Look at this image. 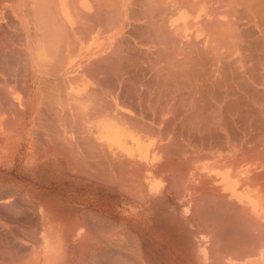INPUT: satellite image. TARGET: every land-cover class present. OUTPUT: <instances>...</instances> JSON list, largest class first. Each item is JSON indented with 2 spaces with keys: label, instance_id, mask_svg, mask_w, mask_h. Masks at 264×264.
Instances as JSON below:
<instances>
[{
  "label": "crops",
  "instance_id": "1",
  "mask_svg": "<svg viewBox=\"0 0 264 264\" xmlns=\"http://www.w3.org/2000/svg\"><path fill=\"white\" fill-rule=\"evenodd\" d=\"M42 1L0 0V20L4 28L11 24L17 29L14 50L22 58L1 62L4 112H11L7 102L15 100L18 112L24 113L18 129L4 126V159L21 166L26 180L33 182L18 193L31 207L40 233V264H236L229 230L223 226L229 213L220 214L217 201L212 203L214 173L188 172L186 163L156 155L143 159L136 153L128 159L120 137L106 139L108 124L140 139L138 130L108 115L122 112L123 105L108 102L138 99L126 96L124 86L148 83L139 81L133 70L147 67L144 62L153 53L154 31L140 28V22L155 19V0H74L75 5L73 0H49L58 8ZM166 2L164 18L172 20L181 12L188 19L187 7L170 17V0ZM39 16H46L44 23ZM12 69L19 70L17 76ZM124 157L147 165L140 175L132 174L127 188ZM256 257L245 256L244 264H256Z\"/></svg>",
  "mask_w": 264,
  "mask_h": 264
},
{
  "label": "rangeland",
  "instance_id": "2",
  "mask_svg": "<svg viewBox=\"0 0 264 264\" xmlns=\"http://www.w3.org/2000/svg\"><path fill=\"white\" fill-rule=\"evenodd\" d=\"M161 1L163 0H155L156 11L154 16L156 21L153 20L151 22L149 20L148 22H140V28H152L154 30L155 35L153 41L155 42H153V53L149 52L148 63L146 61L144 62L145 65L147 64V67L133 70V73H138L139 81L144 80L148 81V83L124 86V88L127 89V92L125 93L126 96L138 97V99L126 100L123 102H108V104H112L113 106L116 104L119 105V103L123 105L122 112H108V115L111 114L113 117L115 116L119 122L128 128L138 130V135L140 137L138 140H143L142 142L147 148V154L151 156L156 155V157L159 158H165L166 162L186 163L188 172L196 171L197 173L210 174L212 173L211 165L213 161L208 160L207 157L213 155V151L221 146L224 138H228L231 142L230 144L237 145L239 142V136L243 134L246 140L243 145H246L248 143L247 140L251 141L252 138H254V135L256 136V133L261 130V126L264 127V107L261 106V103L264 101V92H262L264 91V41L257 28L254 26L251 17L246 13L245 8L238 3L236 4L235 0H229L232 3H229L226 0H170V17H173L174 13L179 12L181 8L184 7H187L190 12L187 14L189 20L187 19L181 23L177 22L174 25L171 24V20L164 19V16H168V14H164V7L163 4H161L163 2ZM195 1L197 2L195 3ZM205 1L207 2L205 3ZM223 1L226 3L223 4ZM212 3H214V5ZM220 3L222 4L219 7ZM231 7L233 8L231 9ZM190 8L192 10H189ZM239 8L241 10L238 12ZM159 9L160 11H157ZM210 9L213 10L208 14L207 12H210ZM226 9L229 11V16L228 14H225ZM232 10L234 11L233 13L231 12ZM233 14L234 16H232ZM226 15L229 19H227ZM159 19L161 22L158 21ZM219 21L222 22V24ZM189 23L192 24V27L188 26L187 28L186 26ZM215 23L216 26H214ZM217 23H220L222 26ZM163 25H166V29H168H165L166 32L164 31ZM203 25L206 26L204 27ZM8 26L4 28L2 21L0 20V264H40V260H38L41 255L40 249L42 248L40 233L34 227L35 223L32 218L33 214L31 207L26 202L25 197H20V193H18L19 190L22 191L29 188V184H32L33 182L26 180V173H23V170H20L21 166L6 164V159H4V126L7 124L8 128V126L11 125L12 130H15L18 129L19 125L22 124V120H24V113L18 112V102L15 100L7 102V106L10 108L11 112H4V101L2 100L3 69L1 68V62L4 60L19 62L22 60L20 53L14 50L17 48V29L11 26V24ZM217 26L218 28H215ZM231 26H233V28ZM212 27L215 29H212ZM228 27L230 28L228 29ZM219 28V33L223 32L225 29V33H222L223 37H225V42H219L221 45H219L218 48H215L218 43H211L212 39L209 35L213 34V32H218ZM221 28L224 29L221 31ZM203 29H206V31ZM226 30L228 32L230 31V33L226 34ZM167 31L170 32L168 33ZM160 32L163 37L164 35L166 37L163 38ZM225 35L229 37L228 40ZM170 36H173L174 39L172 40L173 37L170 38ZM233 36H236L235 38L237 40H235ZM176 37L177 39H175ZM197 37L199 38L197 39ZM167 38H169V40ZM230 38H234L233 41H231L232 39L230 40ZM207 39H209V41ZM197 40L201 41L198 42ZM183 42L184 48L187 44L190 46L186 47V49L181 48L183 47ZM190 42L197 44L194 45ZM230 43L233 46L229 45ZM213 44H215V47ZM227 45L229 47H227ZM207 46H210V48ZM190 47L193 48L190 49ZM174 48L176 51H174ZM187 48H189V51ZM212 48L216 49V52H214V49ZM232 48L233 50H230ZM217 49H219L220 52L217 51ZM261 49L263 51H261ZM3 50L10 52L3 53ZM181 50L183 51L181 52ZM190 50H192L191 56L189 54ZM195 50L201 53H199L200 56H197L198 53ZM228 50L231 51L230 54L228 53ZM234 50L235 52L238 51L235 53ZM171 51H174L175 54ZM192 53H194V56ZM222 54L223 60L221 56ZM226 54L230 56H227ZM186 57L189 60H186ZM195 57L199 59H196ZM190 58H193V60L190 61ZM181 59L183 62H180ZM188 61L190 64L189 69L187 70L189 71V76L187 77L189 80L192 77L195 78L188 81L190 83L197 82V86L194 89L191 88L188 83L187 86L186 84L183 85L181 83V81L184 83V81L187 80L184 78L185 76L182 75L181 63H186L188 66ZM191 62H193L192 66ZM194 63L195 69L197 70L193 68ZM178 64L180 65L178 66ZM200 65L201 67H199ZM191 70L196 72L193 73ZM11 71L15 72V76H17L19 72L18 69H12ZM197 71H199L198 73L200 76H198L199 74ZM196 77H199V79ZM22 113L23 117H21ZM194 115L198 116L194 117ZM198 117L199 119H197ZM226 118L229 120L227 121ZM122 130L127 132L125 129ZM129 135L130 137L135 138V136H132L130 133ZM224 135L226 137H224ZM13 136L14 135L12 134V139ZM143 158L146 159L147 155ZM185 158L187 160L189 159V161L185 160ZM137 164L138 163L135 161L133 162L124 157V188L129 187L132 174L138 172L140 175L145 171L144 169L147 168V165L143 163H140L139 165ZM126 235V230L124 229V236ZM238 253L240 254V252ZM238 253L235 254L236 264H244V261L248 258H244L245 255H243V253L240 254V256Z\"/></svg>",
  "mask_w": 264,
  "mask_h": 264
},
{
  "label": "bare ground",
  "instance_id": "3",
  "mask_svg": "<svg viewBox=\"0 0 264 264\" xmlns=\"http://www.w3.org/2000/svg\"><path fill=\"white\" fill-rule=\"evenodd\" d=\"M4 1V0H3ZM40 1V0H39ZM42 1V0H41ZM46 1V0H45ZM49 1V0H48ZM47 1V2H48ZM51 1V0H50ZM49 1V2H50ZM74 1V0H73ZM76 1V0H75ZM75 1H74V4L73 5H75ZM99 1V0H98ZM107 1V0H106ZM112 1V0H111ZM118 1V0H117ZM126 1V0H125ZM143 1V0H142ZM146 1V0H145ZM186 1V0H185ZM210 1V0H209ZM215 1V0H214ZM213 1V2H214ZM226 1H228L229 3H232V2H230L229 0H226ZM236 2V4L238 3L239 5H242L244 8H245V11H246V13H248L249 14V16L251 17V20L253 21V24H254V26L257 28V30H258V32L260 33V35H261V37H262V39H263V41H264V0H235ZM29 2H31V1H29ZM48 2V4L50 5V4H52L51 2L49 3ZM55 2V1H54ZM54 2H53V4L51 5V6H56L55 8H58L57 7V4H55L54 5ZM64 2V1H63ZM90 2V1H89ZM96 2H97V0H96ZM110 2V1H109ZM114 2V1H113ZM124 1H122V3H123ZM149 2H150V0H149ZM152 2V1H151ZM150 2V3H151ZM161 2H163V1H161ZM166 2V1H165ZM174 2V1H173ZM202 2V1H201ZM204 2V1H203ZM207 1H205V3H206ZM218 2V1H217ZM227 2V3H228ZM42 3H43V1H42ZM61 4H62V2H60ZM65 3V2H64ZM72 3V2H71ZM91 3V2H90ZM95 3V2H94ZM102 3H103V1H102ZM106 2H104V4H105ZM115 3H116V0H115ZM127 3H129V2H127ZM133 3H135L134 1H133ZM167 3V2H166ZM175 3V2H174ZM226 3V2H225ZM224 3V1H223V4H225ZM24 4H25V2H24ZM28 4V3H27ZM37 4V3H36ZM96 4H98V3H96ZM95 4V5H96ZM117 4V3H116ZM132 4V3H131ZM147 4H149L148 2H147ZM162 4V3H161ZM184 4V3H183ZM195 4V3H194ZM213 5H214V3H212ZM222 3H220L219 4V7H220V5H221ZM46 5V2L44 3V6ZM63 6H65V4H62ZM68 5V4H67ZM70 5V4H69ZM93 5V4H92ZM115 5V4H114ZM113 5V6H114ZM123 5V4H122ZM145 5V4H144ZM151 5V4H150ZM160 5V4H159ZM186 5H187V3H186ZM207 5V4H206ZM12 6V5H11ZM30 6V5H29ZM35 6V5H34ZM102 6V5H101ZM108 6V5H107ZM112 6V5H111ZM111 6H108V7H111ZM149 6V5H148ZM154 6V5H153ZM158 6V5H157ZM161 6V5H160ZM164 6V5H163ZM184 6V5H183ZM189 6H192V5H189ZM25 7H26V5H25ZM33 7V6H32ZM41 7H43L42 6V4H41V6H40V8ZM50 7V6H49ZM68 7V6H67ZM95 7V6H94ZM115 7V6H114ZM114 7H113V10H115L114 9ZM118 7H119V5H118ZM123 7H124V5H123ZM151 7V6H150ZM149 7V8H150ZM224 7V6H223ZM11 8V7H10ZM18 8V7H17ZM44 8V7H43ZM43 8H41L42 10H43ZM46 8V7H45ZM51 8V7H50ZM93 8V7H92ZM157 8V7H156ZM168 8H169V6H168ZM180 8V7H179ZM185 8V7H184ZM194 8V7H193ZM206 8V7H205ZM209 8H210V6H209ZM208 8V9H209ZM222 8V7H221ZM233 7H231V9H232ZM39 9V8H38ZM37 9V10H38ZM49 9V8H48ZM66 9V8H65ZM64 9V10H65ZM98 9V8H97ZM101 9V8H100ZM104 9H106V8H104ZM109 9V8H108ZM111 9V8H110ZM109 9V10H110ZM129 9V8H128ZM163 9V8H162ZM229 9V8H228ZM237 9V8H236ZM40 10V9H39ZM50 10V9H49ZM59 10V9H58ZM58 10H55L54 9V11H58ZM122 10V9H121ZM124 10H126V8L124 9ZM146 10V9H145ZM189 10H192L191 8L189 9ZM211 10H213V9H210V12H207L208 14L209 13H211L212 11ZM241 9L239 8L238 9V12L240 11ZM12 11H14V10H12ZM26 11V10H25ZM33 11V10H32ZM46 11V10H45ZM54 11H51L53 14L52 15H54ZM60 11V10H59ZM79 11V10H78ZM103 10H101V12H102ZM104 11H106V10H104ZM130 11V10H129ZM131 11H132V9H131ZM150 11V10H149ZM148 11V12H149ZM153 11H154V9H153ZM152 11V12H153ZM155 11H156V9H155ZM157 11H160V9L159 10H157ZM162 11V10H161ZM167 11H168V9H167ZM209 11V10H208ZM66 12H67V10H66ZM70 12H72V11H70ZM80 12V11H79ZM94 12V11H93ZM96 12H99V11H96ZM110 12V11H109ZM116 12H117V9H116ZM121 12V11H120ZM166 12V11H165ZM173 12V11H172ZM201 12V11H200ZM229 11H227V9H226V13L225 14H228V16H229V13H228ZM232 13L234 12L233 10L231 11ZM33 13H35V10L33 11ZM41 13V12H40ZM48 13H49V11H48ZM48 13H47V15H48ZM56 14L58 13V12H55ZM84 13V12H83ZM118 13V12H117ZM134 12L132 11V14H133ZM167 13H170V12H167ZM232 13H230V14H232ZM236 13V12H235ZM234 13V14H235ZM241 13V12H240ZM17 14V13H16ZM43 14V13H42ZM51 14V13H50ZM73 14H74V12H73ZM78 14H80V13H78ZM77 14V15H78ZM135 14V13H134ZM157 14V13H156ZM161 14V13H160ZM175 14V13H174ZM214 14V13H213ZM222 14V13H221ZM234 14L232 15V16H234ZM242 14V13H241ZM240 14V15H241ZM243 14H244V12H243ZM20 15V14H19ZM25 15V14H24ZM38 15H39V13H38ZM38 15L36 16V19H38ZM71 15V14H70ZM111 14L109 13V16H110ZM116 15V14H115ZM122 15V14H121ZM164 15V14H163ZM193 15V14H192ZM207 15V14H206ZM205 15V16H206ZM211 15V14H210ZM22 16V15H21ZM89 16V15H88ZM96 16V15H95ZM106 16V15H105ZM113 16V15H112ZM117 16V15H116ZM128 16V15H127ZM198 16V15H197ZM215 16V15H214ZM227 16V15H226ZM225 16V17H226ZM228 16H227V19H229L228 18ZM242 16V15H241ZM7 17V16H6ZM18 17H20V16H18ZM40 17V16H39ZM48 18L50 17L49 15L47 16ZM52 17V16H51ZM115 17V16H114ZM113 17V18H114ZM118 17V16H117ZM117 17H116V19L115 20H117ZM184 17L185 16H183L182 15V13L180 12V13H178V15L174 18V19H172L171 20V24L172 25H174L175 23H177V22H179L180 21V23L181 22H183V21H185V19H184ZM189 17V16H188ZM201 17V16H200ZM213 17V16H212ZM247 17V16H246ZM250 17H249V19H250ZM41 18V17H40ZM45 18H46V16H45ZM45 18H43L44 20H45ZM83 18H85L84 17V15H83ZM96 18H97V16H96ZM162 18V17H161ZM160 18V19H161ZM214 18V17H213ZM216 18V17H215ZM245 18V17H244ZM248 18V17H247ZM19 19V18H18ZM25 19V18H24ZM35 19V20H36ZM42 19V18H41ZM43 19H42V21H43ZM111 19V18H110ZM130 19V18H129ZM160 19L158 20V21H160ZM164 19H167V17H165ZM55 20V19H54ZM62 20V19H61ZM94 20V19H93ZM153 20H155V19H153ZM162 20H163V18H162ZM189 20V19H188ZM202 20V19H201ZM211 20V19H210ZM238 20V19H237ZM244 20V19H243ZM34 21V20H33ZM41 21V20H40ZM39 21V22H40ZM46 21H48V20H46ZM45 21V22H46ZM49 21H52V20H50V18H49ZM63 21V20H62ZM84 21V20H83ZM111 21V20H110ZM156 21V20H155ZM228 21V20H227ZM230 21V20H229ZM232 21V20H231ZM236 21V20H235ZM234 21V22H235ZM23 22H24V20H23ZM53 22H55V21H52V23ZM152 22V21H151ZM150 22V23H151ZM161 22V21H160ZM159 22V23H160ZM191 22V21H190ZM210 22V21H209ZM220 22V21H219ZM246 22H247V19H246ZM27 23V22H26ZM33 23H35V22H33ZM42 23V22H41ZM43 23H44V21H43ZM47 24H48V22H46ZM60 23V22H59ZM73 23V22H72ZM112 23H113V25H114V22L112 21ZM117 23V22H116ZM200 23V22H199ZM211 23V22H210ZM221 24H222V22H220ZM220 23H217V24H219V25H221ZM224 23V22H223ZM226 23V22H225ZM232 23V22H231ZM237 23V22H236ZM37 24V23H36ZM39 24V23H38ZM38 24H37V26H38ZM50 24V23H49ZM56 24H58V22H56ZM61 24H62V22H61ZM125 24V23H124ZM203 24V23H202ZM239 24V23H238ZM246 24V23H245ZM34 25V24H33ZM41 25V24H40ZM39 25V26H40ZM45 25V24H44ZM51 25V24H50ZM49 25V26H50ZM53 25V24H52ZM58 25H60V24H58ZM155 25V24H154ZM159 25V24H158ZM157 25V26H158ZM167 25V24H166ZM166 25H163L164 26V31H165V29H166ZM214 25V24H213ZM231 25V24H230ZM41 26H43V25H41ZM48 25H46L45 27H47ZM88 26V25H87ZM116 26V25H115ZM188 26L189 27H192V24L191 23H189V24H187V28H188ZM204 26V25H203ZM206 26V25H205ZM204 26V27H205ZM208 26V25H207ZM214 26H216V23H215V25ZM222 26V25H221ZM220 26V27H221ZM227 26V25H226ZM234 26V25H233ZM233 26H231L232 28H233ZM236 26V25H235ZM251 26V25H250ZM20 27H21V25H20ZM56 27V26H55ZM78 27V26H77ZM109 27V26H108ZM107 27V28H108ZM155 27V26H154ZM162 27V26H161ZM44 28V27H43ZM51 28V27H50ZM85 27H83V29H84ZM110 28V27H109ZM158 28H160V27H158ZM157 28V29H158ZM203 28V27H202ZM207 28V27H206ZM215 28H218V26L217 27H215ZM214 27H212V29H215ZM230 27H228V29H229ZM47 29V28H46ZM106 29V28H105ZM112 29V28H111ZM152 29V28H151ZM163 29V28H162ZM211 29V28H210ZM222 29H224V28H221V31H222ZM10 30V29H9ZM48 30V29H47ZM51 30H53L52 28H51ZM78 30V29H77ZM85 30V29H84ZM110 30V29H109ZM166 30H168V29H166ZM204 30V29H203ZM217 30V29H216ZM216 30H214V31H216ZM219 30H220V28L218 29V32H213V34H210L209 36H210V38L212 39L211 40V43H218V45H217V47H215V44H213V46L215 47V48H218L219 47V45H221V43L219 44V42H222V41H224L225 40V37H223V34L225 33L224 31H225V29L223 30V32H221V33H219ZM61 30H59L58 32H60ZM66 31V30H65ZM79 31V30H78ZM101 31H103V29L101 30ZM154 31V30H153ZM157 31H159V30H157ZM204 31H206V29L204 30ZM207 31H209V30H207ZM57 32V31H56ZM84 32V31H83ZM82 32V33H83ZM90 32V31H89ZM166 32V31H165ZM164 32V33H165ZM168 32V31H167ZM170 32V31H169ZM168 32V33H169ZM235 32V31H234ZM55 33V32H54ZM61 33H62V31H61ZM81 33V32H80ZM81 33V34H82ZM157 33H159V32H157ZM156 33V34H157ZM163 33V34H164ZM192 33V32H191ZM190 33V34H191ZM205 33V32H204ZM223 33V34H222ZM228 33H230V31L228 32L227 30H226V34H228ZM55 34H57V33H55ZM60 34V33H59ZM160 34H161V32H160ZM189 34V33H188ZM51 35V34H50ZM53 35V34H52ZM64 35V34H63ZM116 35V34H115ZM147 35H148V33H147ZM159 35V34H158ZM170 35V34H169ZM38 36H39V34H38ZM57 37H58V34L56 35ZM65 36V35H64ZM154 36V35H153ZM160 36V35H159ZM161 36H162V34H161ZM168 36V35H167ZM181 36V35H180ZM191 36V35H190ZM226 36V38H227V40H228V36L227 35H225ZM230 36V35H229ZM236 36H237V34H236ZM235 36V37H236ZM48 37V36H47ZM55 37V36H54ZM156 37V36H155ZM163 37V36H162ZM161 37V38H162ZM164 37H166L165 35H164ZM163 37V38H164ZM169 37V36H168ZM173 37V36H172ZM171 36H170V38H172ZM192 37V36H191ZM191 37H189L190 39H191ZM234 37V36H233ZM234 37V38H235ZM241 37V36H240ZM260 37V38H261ZM62 38H63V36H62ZM60 39V40H62V42H63V39ZM71 38V37H70ZM195 38V37H194ZM199 37H197V39H198ZM233 38V39H234ZM238 38V37H237ZM68 39H69V37H68ZM81 39H83V38H81ZM168 40H169V38H167ZM166 39V40H167ZM174 39V37L172 38V40ZM175 39H177V37L175 38ZM180 39V38H179ZM232 38H230V40H231ZM233 39L231 40V41H233ZM242 39V38H241ZM246 39V38H245ZM85 40V39H84ZM185 40V39H184ZM191 40H193V39H191ZM190 40V41H191ZM202 40V39H201ZM200 40V41H201ZM208 41H209V39H207ZM226 40V41H227ZM229 40V41H230ZM235 40H237L236 38H235ZM64 41H66V40H64ZM68 41V40H67ZM153 41V40H152ZM160 41V40H159ZM180 41V40H179ZM187 41L189 42V40L187 39ZM198 41V40H197ZM196 41V42H197ZM200 41H198V42H200ZM207 41V42H208ZM43 42V41H42ZM48 42H50V40L48 39ZM69 42V41H68ZM72 42V41H71ZM104 42V41H103ZM121 42V41H120ZM155 42V41H154ZM174 42H175V40H174ZM195 42V43H196ZM197 42V43H198ZM207 42H206V45H207ZM225 42V41H224ZM51 44H54V43H52V41L50 42ZM59 43H61V42H59ZM176 43H179V42H176ZM191 44L193 43V42H190ZM196 43V44H197ZM227 43V42H226ZM65 44V43H64ZM67 44V43H66ZM116 44V43H115ZM158 44V43H157ZM168 44V43H167ZM194 44V43H193ZM196 44H194V45H196ZM224 44V43H223ZM111 45V44H110ZM113 45V44H112ZM174 45V44H173ZM178 45V44H177ZM181 45H182V43H181ZM185 45H186V42H185ZM200 45H201V43H200ZM209 45V44H208ZM229 45H231V46H233L231 43L229 44ZM39 46V45H38ZM59 46H60V44H59ZM62 46V45H61ZM168 46V45H167ZM175 46V45H174ZM183 47H181V48H184V42H183V45H182ZM188 46H190L189 44H187V46H185V48L184 49H186V47H188ZM192 46V45H191ZM211 46V45H210ZM210 46H207L208 48H210ZM44 47H45V43H44ZM43 47V48H44ZM113 47V46H112ZM111 47V48H112ZM177 47V46H176ZM179 47V48H180ZM195 47V46H194ZM196 47H198V46H196ZM206 47V48H207ZM212 47V46H211ZM226 47V46H225ZM227 47H229L228 45H227ZM240 47H241V45H240ZM249 47V46H248ZM53 48V47H52ZM110 48V49H111ZM191 48H193V47H190V49ZM224 48V47H223ZM223 48H222V51H223ZM237 48H239V47H237ZM246 48V47H245ZM57 49L60 51V49L57 47ZM61 49H63V48H61ZM74 49V48H73ZM109 49V50H110ZM119 49V48H118ZM165 49H167V48H165ZM175 49V48H174ZM183 49V50H184ZM188 49V51H189V48H187ZM199 49V48H198ZM212 49H214V48H212ZM220 49V48H219ZM219 49H217V51H219ZM235 49V48H234ZM263 49V48H262ZM261 49V51H263ZM47 50V49H46ZM71 51H73L72 49H70ZM100 50V49H99ZM169 50V49H168ZM183 50H181V52L183 51ZM193 50V49H192ZM192 50H190V52H189V54H190V56H191V51ZM216 49H214V52H216L215 51ZM221 50V49H220ZM225 50V49H224ZM227 50V49H226ZM230 50H233V48L232 49H230ZM239 50V49H238ZM237 50V51H238ZM242 50V49H241ZM247 50V49H246ZM250 50V49H249ZM52 51V50H51ZM104 51V50H103ZM174 51H176V49L174 50ZM174 51H171V52H174ZM196 51V50H195ZM229 51V50H228ZM236 51V52H237ZM46 52V51H45ZM60 52H63V51H60ZM74 52H75V50H74ZM178 52H179V50H178ZM197 53V56L199 55V53L201 52V49H200V52H198V51H196ZM203 52V51H202ZM206 52V51H205ZM220 52V51H219ZM218 52V53H219ZM225 52V51H224ZM227 52V51H226ZM234 52H235V50H234ZM233 52V53H234ZM235 52V53H236ZM252 52V51H251ZM72 53V52H71ZM184 53V52H183ZM185 53H186V51H185ZM195 53V52H194ZM194 53H192L193 54V56H194ZM207 53H208V51H207ZM229 54L231 53V51H229L228 52ZM234 53V54H235ZM171 54V53H170ZM174 54H175V52H174ZM173 54V55H174ZM177 54V53H176ZM201 54V53H200ZM224 54V53H223ZM223 54L221 55L222 56V60H223ZM48 55V54H47ZM160 55H161V53H160ZM212 55H214V54H212ZM217 55H219V54H217ZM216 55V56H217ZM227 55V54H226ZM39 56V55H38ZM159 56V55H158ZM200 56V55H199ZM216 56H214V57H216ZM220 56V55H219ZM227 56H230V55H227ZM234 56V55H233ZM65 57V56H64ZM181 57H182V55H181ZM184 57V56H183ZM212 57V56H211ZM232 57V56H231ZM53 58V57H52ZM175 58V57H174ZM187 58V57H186ZM185 58V59H186ZM196 58V57H195ZM205 58V57H204ZM219 58V57H218ZM217 58V59H218ZM221 58V57H220ZM260 58H262V57H260ZM47 59V58H46ZM57 59V58H56ZM62 59V58H61ZM60 59V60H61ZM191 59V58H190ZM196 59H199V58H196ZM236 59V58H235ZM259 59V58H258ZM58 60H59V58H58ZM179 60V59H178ZM182 60V59H181ZM180 60V62H183V60L181 61ZM186 60H189L188 58L186 59ZM193 60V58L190 60V61H192ZM201 60V59H200ZM200 60H198V61H200ZM220 60V59H219ZM261 60H263V59H261ZM163 61V60H162ZM194 61H196V60H194ZM193 61V62H194ZM197 61V62H198ZM234 61V60H233ZM247 61V60H246ZM258 61V60H257ZM55 62H56V60H55ZM167 62V61H166ZM165 62V63H166ZM185 62H187V61H185ZM189 62V61H188ZM193 62H191V66L193 65L192 63ZM201 62V61H200ZM216 62H217V60H216ZM221 62V61H220ZM244 62V61H243ZM57 63H58V61H57ZM171 63V62H170ZM196 63V62H195ZM195 63H194V69H195ZM199 63V62H198ZM53 64V63H52ZM51 64V65H52ZM174 64V63H173ZM188 64V66L186 65V63H184V64H182L181 63V65H182V72H183V76H185L184 78H186L187 80H185L184 81V83L181 81V83L184 85V84H186V86H187V83H188V85L189 86H191V88H195L196 86H197V82L195 83V82H192V83H190L189 81L193 78H190V80H189V78L187 77V76H189L188 74V72L189 71H187L188 69H189V64H190V62L189 63H187ZM55 65V64H54ZM171 65V64H170ZM180 64H178V66H179ZM228 65H230V64H228ZM252 65V64H251ZM53 66V65H52ZM159 66V65H158ZM177 66V65H176ZM190 66V67H191ZM208 66V65H207ZM54 67V66H53ZM181 67V66H180ZM196 67H198V66H196ZM199 67H201V65L199 66ZM175 68V67H174ZM179 68V67H178ZM177 68V69H178ZM192 68V69H193ZM164 69V68H163ZM180 69V68H179ZM201 69V68H200ZM200 69H198V70H200ZM221 69V68H220ZM195 70H197V69H195ZM181 71V70H180ZM192 71V70H191ZM208 71V70H207ZM252 71V70H251ZM263 71H264V68H263ZM159 72V71H158ZM193 73H195L194 71H192ZM199 71H197V73H198ZM201 72V71H200ZM214 72V71H213ZM181 73V72H180ZM175 74V73H174ZM199 74V73H198ZM208 74V73H207ZM259 74V73H258ZM197 75V74H196ZM228 75V74H227ZM249 75V74H248ZM169 76V75H168ZM191 76H192V74H191ZM194 76V75H193ZM198 76H200V74L198 75ZM203 76V75H202ZM222 76V75H221ZM234 76V75H233ZM195 77V76H194ZM211 77V76H210ZM254 77V76H253ZM75 78V77H74ZM197 78V77H196ZM80 79V78H79ZM168 79V78H167ZM193 79H195V78H193ZM197 79H199V77L197 78ZM251 79H252V77H251ZM183 80V79H182ZM189 80V81H188ZM194 81V80H193ZM198 81V80H197ZM160 82V81H159ZM201 83V82H200ZM259 83V82H258ZM263 83H264V81H263ZM222 84V83H221ZM262 84V83H261ZM248 86V85H247ZM246 86V87H247ZM54 87V86H53ZM55 88V87H54ZM66 88V87H65ZM239 88V87H238ZM264 89V88H263ZM54 90V89H53ZM56 90V89H55ZM59 90H60V88H59ZM209 90V89H208ZM228 90V89H227ZM232 90H234V89H232ZM260 90V89H259ZM258 91V90H257ZM48 92V91H47ZM196 92V91H195ZM194 92V93H195ZM262 92H264V91H262ZM45 93H46V91H45ZM60 93H61V91H60ZM206 93V92H205ZM208 93V92H207ZM224 93V92H223ZM235 93V92H234ZM84 94V93H83ZM232 94V93H231ZM69 95V94H68ZM250 95V94H249ZM75 96V95H74ZM225 96V95H224ZM223 96V97H224ZM241 96V95H240ZM72 97V96H71ZM230 97H231V95H230ZM239 97V96H238ZM244 97V96H243ZM255 97V96H254ZM206 98V97H205ZM204 98V99H205ZM225 98V97H224ZM242 98V97H241ZM226 99V98H225ZM253 99V98H252ZM254 99H256V98H254ZM203 100V99H202ZM213 100V99H212ZM260 100V99H259ZM208 102V101H207ZM261 102V101H260ZM198 103V102H197ZM206 103V102H205ZM219 103V102H218ZM221 103V102H220ZM245 103V102H244ZM258 103H259V101H258ZM120 104V103H119ZM209 104V103H208ZM260 104V103H259ZM190 105V104H189ZM210 106V105H209ZM261 106L262 107H264V101H263V103H261ZM248 107H249V105H248ZM111 108V107H110ZM80 109V108H79ZM87 109V108H86ZM89 109V108H88ZM209 109V108H208ZM207 109V110H208ZM255 109V108H254ZM263 109V108H262ZM111 110V109H110ZM246 110V109H245ZM197 111H199V110H197ZM88 112V111H87ZM200 112V111H199ZM204 112V111H203ZM216 112V111H215ZM102 113V112H101ZM110 113V112H109ZM207 113V112H206ZM224 113V112H223ZM247 113H248V111H247ZM213 114V113H212ZM252 115V114H251ZM107 116V115H106ZM198 116V115H197ZM197 116H195L194 115V117H197ZM208 116V115H207ZM239 116V115H238ZM246 116V115H245ZM112 117V116H111ZM115 117V116H114ZM242 117V116H241ZM249 117V116H248ZM251 117V116H250ZM258 117V116H257ZM256 117V118H257ZM246 118V117H245ZM112 119H114V118H112ZM196 119V118H195ZM197 119H199V117L197 118ZM212 119H213V117H212ZM211 119V120H212ZM216 119V118H215ZM241 119V118H240ZM201 120V119H200ZM226 120H227V118H226ZM229 120V119H228ZM227 120V121H228ZM39 121V120H38ZM226 121V122H227ZM244 121V120H243ZM180 122V121H179ZM235 122V121H234ZM247 122V121H246ZM259 122V121H258ZM173 123V122H172ZM210 124V123H209ZM264 124V123H263ZM116 125V124H115ZM204 125V124H203ZM213 125V124H212ZM226 125H227V123H226ZM243 125V124H242ZM246 125V124H245ZM196 126V125H195ZM222 126V125H221ZM258 126H259V124H258ZM116 127V126H115ZM253 127V126H252ZM204 128V127H203ZM239 128V127H238ZM243 128V127H242ZM254 128V127H253ZM260 128V127H259ZM148 129V128H147ZM191 129V128H190ZM257 129H258V127H257ZM227 130H229V129H227ZM240 130H241V128H240ZM247 130V129H246ZM199 131V130H198ZM255 131V130H254ZM189 132V131H188ZM208 133V132H207ZM215 133V132H214ZM228 133V132H227ZM255 134V133H254ZM106 135V139L108 140V141H114V137L116 136V138L117 139H119V137L122 139V141H123V143H122V147H123V154H124V156L126 157V158H128V159H130V158H132V157H134L135 155H136V153H139L140 154V156L143 158L144 156H146L147 155V148H146V146H144V144H143V142L142 141H139L137 138H133V137H130V135H129V133H127V132H125L124 130H122L121 128H118L117 129V132H115V128L113 127V126H110L109 124H108V126H107V133L105 134ZM201 135V134H200ZM62 136V135H61ZM210 136V135H209ZM253 136V135H252ZM251 136V137H252ZM205 137V136H204ZM224 137H226L225 135H224ZM222 138V137H221ZM39 139V138H38ZM198 139V138H197ZM223 139V138H222ZM236 139V138H235ZM127 140H129L130 141V143L131 144H127L126 143V141ZM238 140V139H237ZM177 141V140H176ZM179 141V140H178ZM239 141V142H238ZM237 142H238V144L237 145H232V144H230L231 142L228 140V138H224L223 139V141H222V144H221V146L220 147H218V148H216L214 151H213V155H211V156H209V157H207V159L208 160H212L213 161V163H212V167H211V171H212V173H214L216 176H217V181H216V186H213V193L215 194L214 196H212L211 198H213V201H212V199L211 200H209V201H212V203H214V201L216 200L217 201V207L216 208H218L217 210H219L218 212L221 214V213H224V212H227V214L229 213V216L230 217H228V220L225 222V224L226 225H223V223H221L223 226H225L224 228H228L227 229V231L229 230V234L230 235H228V233H227V235L229 236V238L231 239L230 240V243H231V248H233V250L235 251V254H237L238 252H241L240 254H242L243 253V255H245V256H255V255H258V257H256L255 259V261H256V264H264V127H262L261 126V130L260 131H258L257 133H256V136L254 135V138H252V140L250 141V140H247V144L246 145H243L244 144V142L246 141L245 140V136L243 135V134H241V136H239V140H238ZM68 142V141H67ZM116 142V141H115ZM208 142V141H207ZM236 142V141H235ZM177 143H179V142H177ZM214 144V143H213ZM215 146V145H214ZM51 148V147H50ZM169 148H171V147H169ZM210 148V147H209ZM167 149V148H166ZM177 149V148H176ZM48 150H50L49 148H48ZM47 150V151H48ZM184 150V149H183ZM56 151V150H55ZM54 151V152H55ZM49 153H50V151H48ZM53 152V154H55ZM167 152V151H166ZM183 152V151H182ZM64 152H62V154H63ZM169 153H170V151H169ZM52 154V153H51ZM59 155V153H56V155ZM177 154V153H176ZM91 157H92V155H91ZM205 158V157H204ZM144 159V158H143ZM200 159H202V158H200ZM185 160H187L186 158H185ZM187 161H189V159L187 160ZM81 163V162H80ZM166 163V162H165ZM101 164V163H100ZM183 166L185 165V164H182ZM181 165V166H182ZM90 166V165H89ZM115 166V165H114ZM186 166V165H185ZM85 168V167H84ZM165 168V167H164ZM183 168H185V167H183ZM116 169V168H115ZM182 169V168H181ZM180 169V170H181ZM169 170V169H168ZM185 170V169H184ZM183 170V171H184ZM119 172H120V170H118ZM122 171V170H121ZM179 171V170H178ZM188 171V170H187ZM117 172V171H116ZM121 173V172H120ZM125 173V172H124ZM193 173H195V174H198L196 171H194ZM174 174V173H173ZM176 174V173H175ZM122 175V174H121ZM178 175H179V172H178ZM178 175H177V177H178ZM192 176V175H191ZM119 177V176H118ZM122 177V176H121ZM184 178V177H183ZM187 179V178H186ZM185 179V180H186ZM122 180V179H121ZM129 180V179H128ZM177 180V179H176ZM180 181V180H179ZM203 181V180H202ZM131 182V181H130ZM187 182V181H186ZM204 182V181H203ZM121 183V182H120ZM176 183V182H175ZM177 183H179V182H177ZM202 183V182H201ZM208 183V182H207ZM194 184V183H193ZM151 185V184H150ZM190 185V184H189ZM139 188H140V186H139ZM208 191H211V190H208ZM191 192V191H190ZM196 192V191H195ZM210 193V192H209ZM193 194V193H192ZM200 198H202V196L200 197ZM206 198V197H205ZM204 198V199H205ZM209 198V196L205 199V200H207ZM203 199V198H202ZM215 199V200H214ZM190 201V200H189ZM198 201V200H197ZM197 201L195 200V203H197ZM201 201V200H200ZM193 202V201H192ZM191 202V203H192ZM199 202V201H198ZM204 202V201H203ZM207 202V201H206ZM200 204L202 203V201L201 202H199ZM207 204V203H206ZM206 204H204L205 206H206ZM209 204H211L210 202H209ZM209 204H207V206L209 205ZM203 205V204H202ZM203 205V206H204ZM195 206H196V204H195ZM194 206V207H195ZM198 206V205H197ZM196 206V207H197ZM200 206V205H199ZM215 207H214V209H215ZM204 209H206L205 207H203ZM211 208H212V206H211ZM208 209H209V207H208ZM200 210V209H199ZM196 211V210H195ZM206 211V210H205ZM209 211H213V209L211 210V209H209ZM215 211V210H214ZM200 212V211H199ZM216 212V211H215ZM215 212L213 213V214H215ZM212 214V213H211ZM205 215V214H204ZM209 218V217H208ZM204 219V218H203ZM210 219V218H209ZM226 219V218H225ZM208 220V219H207ZM218 221V220H217ZM201 222V221H200ZM203 222V221H202ZM210 222V221H209ZM211 223V222H210ZM203 224V223H202ZM214 224V223H213ZM217 224V223H216ZM208 225V224H207ZM211 225H212V223H211ZM215 225V224H214ZM221 225V226H222ZM220 226V227H221ZM208 227H209V225H208ZM213 227V226H212ZM219 228V227H218ZM224 228H221V229H224ZM217 229V228H216ZM115 230V229H114ZM220 230V229H219ZM216 232H217V230H216ZM219 235V234H218ZM211 238H212V235H211ZM227 239V238H226ZM209 241V240H208ZM214 241V240H213ZM215 241H217V243H218V240H215ZM223 242V241H222ZM226 242H229V241H226ZM225 241L223 242V243H226ZM227 245V244H226ZM223 247V245H222V243L220 244H218V247ZM95 249V248H94ZM221 251V250H220ZM233 253H231V255H232ZM239 254V253H238ZM240 254H239V256H240ZM224 258V257H223ZM234 258V257H233ZM238 259V258H237ZM252 259V258H251ZM254 259V258H253ZM250 261V260H249ZM252 262V261H251ZM236 263V262H235ZM252 264V263H251Z\"/></svg>",
  "mask_w": 264,
  "mask_h": 264
}]
</instances>
